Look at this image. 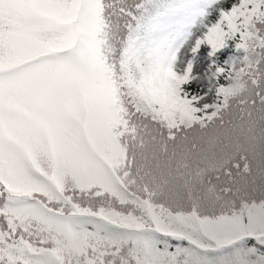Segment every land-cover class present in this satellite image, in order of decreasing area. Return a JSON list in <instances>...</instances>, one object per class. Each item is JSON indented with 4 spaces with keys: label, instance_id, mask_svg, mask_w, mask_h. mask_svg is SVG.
<instances>
[{
    "label": "snow or ice",
    "instance_id": "6c2138e0",
    "mask_svg": "<svg viewBox=\"0 0 264 264\" xmlns=\"http://www.w3.org/2000/svg\"><path fill=\"white\" fill-rule=\"evenodd\" d=\"M0 264H264V0H0Z\"/></svg>",
    "mask_w": 264,
    "mask_h": 264
},
{
    "label": "rangeland",
    "instance_id": "374dc122",
    "mask_svg": "<svg viewBox=\"0 0 264 264\" xmlns=\"http://www.w3.org/2000/svg\"><path fill=\"white\" fill-rule=\"evenodd\" d=\"M202 55H206V53H202ZM206 64H207V61L203 60V61L199 62L195 68V73L200 74L201 78L197 83H194L191 86V90L193 92H196L197 90H199L201 88H203L205 91L207 90L208 79H207V76L204 75ZM212 71H214V69ZM208 75H210V73H208ZM212 84H213V86L215 85V80L212 81ZM209 99H211V97H209Z\"/></svg>",
    "mask_w": 264,
    "mask_h": 264
},
{
    "label": "clouds",
    "instance_id": "9594fccd",
    "mask_svg": "<svg viewBox=\"0 0 264 264\" xmlns=\"http://www.w3.org/2000/svg\"><path fill=\"white\" fill-rule=\"evenodd\" d=\"M213 76L214 74L210 72L209 79ZM228 88L238 97L248 90V85L243 75H239L228 83Z\"/></svg>",
    "mask_w": 264,
    "mask_h": 264
},
{
    "label": "trees",
    "instance_id": "16d2710c",
    "mask_svg": "<svg viewBox=\"0 0 264 264\" xmlns=\"http://www.w3.org/2000/svg\"><path fill=\"white\" fill-rule=\"evenodd\" d=\"M227 55V54H226ZM226 55L223 56L222 58H226ZM221 84L227 85L230 81H228L227 79L224 78V76L220 77V81Z\"/></svg>",
    "mask_w": 264,
    "mask_h": 264
}]
</instances>
